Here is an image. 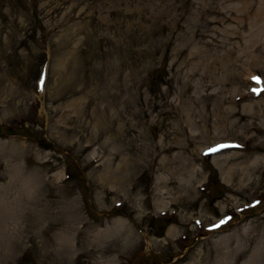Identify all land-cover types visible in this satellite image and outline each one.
I'll use <instances>...</instances> for the list:
<instances>
[{
    "label": "rangeland",
    "instance_id": "1",
    "mask_svg": "<svg viewBox=\"0 0 264 264\" xmlns=\"http://www.w3.org/2000/svg\"><path fill=\"white\" fill-rule=\"evenodd\" d=\"M263 94L264 0H0V264H264Z\"/></svg>",
    "mask_w": 264,
    "mask_h": 264
},
{
    "label": "bare ground",
    "instance_id": "2",
    "mask_svg": "<svg viewBox=\"0 0 264 264\" xmlns=\"http://www.w3.org/2000/svg\"><path fill=\"white\" fill-rule=\"evenodd\" d=\"M264 95V94H263ZM257 96H259L258 97V99H257V101L260 99V97H263L262 96V93H259ZM255 108V107H254ZM247 109H250V108H247ZM256 109V108H255ZM250 111V110H249ZM248 110L246 111L247 113H250ZM256 112H259V110L258 111H256ZM250 128V127H249ZM251 130V129H250ZM220 146H223V148L224 147H229V146H232V144H227V145H220ZM217 148H218V150L220 149V147L219 146H217ZM230 148V147H229ZM215 151V150H214ZM222 151H224V150H222ZM224 153H226V152H221L220 154H224ZM227 153H229V152H227ZM231 153V152H230Z\"/></svg>",
    "mask_w": 264,
    "mask_h": 264
},
{
    "label": "trees",
    "instance_id": "3",
    "mask_svg": "<svg viewBox=\"0 0 264 264\" xmlns=\"http://www.w3.org/2000/svg\"><path fill=\"white\" fill-rule=\"evenodd\" d=\"M115 212V211H114Z\"/></svg>",
    "mask_w": 264,
    "mask_h": 264
}]
</instances>
